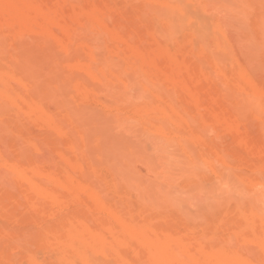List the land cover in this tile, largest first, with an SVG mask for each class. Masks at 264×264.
I'll return each mask as SVG.
<instances>
[{
	"label": "bare ground",
	"instance_id": "bare-ground-1",
	"mask_svg": "<svg viewBox=\"0 0 264 264\" xmlns=\"http://www.w3.org/2000/svg\"><path fill=\"white\" fill-rule=\"evenodd\" d=\"M0 220V264H264V0H0Z\"/></svg>",
	"mask_w": 264,
	"mask_h": 264
},
{
	"label": "rangeland",
	"instance_id": "rangeland-1",
	"mask_svg": "<svg viewBox=\"0 0 264 264\" xmlns=\"http://www.w3.org/2000/svg\"><path fill=\"white\" fill-rule=\"evenodd\" d=\"M94 103V102H93ZM90 103V106L91 107H95L96 109H98V110H102V108H103V105L101 104V103H99V105H98V103ZM37 131H39V130H37ZM228 144L231 146V147H233V144H231V143H229L228 142ZM147 148H151V145H148V147ZM46 154L48 155L49 154V152L48 151H46ZM139 169L143 172V173H145L146 172V168H145V166L144 165H139ZM208 181V180H207ZM205 182V181H204ZM206 183V182H205ZM179 188H181V190L183 191V194L184 193H188L189 191H190V188H189V186L188 185H183V186H180ZM179 188H177V189H179ZM133 195H136L135 193H133ZM4 224V222H2V220H0V224ZM26 224H22V226H21V228L23 227H25V226H32L31 224H28L27 222H25ZM33 227H35V225H33Z\"/></svg>",
	"mask_w": 264,
	"mask_h": 264
}]
</instances>
